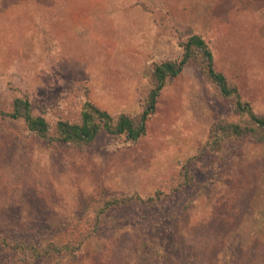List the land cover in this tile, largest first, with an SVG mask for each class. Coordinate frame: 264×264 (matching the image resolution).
Returning <instances> with one entry per match:
<instances>
[{"label": "rangeland", "instance_id": "rangeland-1", "mask_svg": "<svg viewBox=\"0 0 264 264\" xmlns=\"http://www.w3.org/2000/svg\"><path fill=\"white\" fill-rule=\"evenodd\" d=\"M192 35L263 116L264 0H0V110L28 97L53 130L87 102L138 118L155 65L180 60ZM239 120L195 60L136 143L50 144L0 118V264H27L16 242L82 240L75 261L33 264H264V141L211 145L215 124ZM157 194L97 218L113 197Z\"/></svg>", "mask_w": 264, "mask_h": 264}, {"label": "trees", "instance_id": "trees-1", "mask_svg": "<svg viewBox=\"0 0 264 264\" xmlns=\"http://www.w3.org/2000/svg\"><path fill=\"white\" fill-rule=\"evenodd\" d=\"M183 49L180 60L155 65L152 74L153 87L138 118L127 114L114 117L95 104L87 102L79 123L59 121L53 130L52 124L45 117L33 113L28 97L16 98L12 103L11 111L0 110V118L23 122L30 132L50 144L63 143L73 148L83 149L93 144L102 134L125 137L128 141L136 143L147 134L148 122L157 113L159 99L167 83L179 77L186 65L195 60L200 64L203 73L216 86L220 95L233 101L235 112L240 118L238 122H221L212 127L210 139L213 150H220L225 142L243 137H252L257 142H263L264 115H257L250 103L242 100L238 88L216 69L214 54L208 43L201 36L192 35L183 44ZM245 118L247 121L244 120ZM158 195L146 200L138 196L113 197L106 201L97 218L100 219L113 207L127 206L134 199L154 203L159 199ZM92 233L95 232H91L90 235ZM83 241L78 247L50 243L45 248H40L26 242H16L13 247L17 250L21 261L27 264H33L54 254H58L61 258L63 253L66 254L67 259L75 261L78 255L77 250L80 249Z\"/></svg>", "mask_w": 264, "mask_h": 264}]
</instances>
